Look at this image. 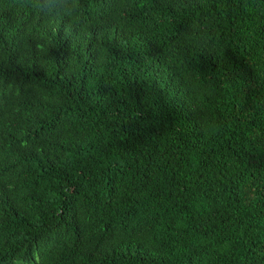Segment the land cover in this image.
Here are the masks:
<instances>
[{
	"label": "trees",
	"instance_id": "16d2710c",
	"mask_svg": "<svg viewBox=\"0 0 264 264\" xmlns=\"http://www.w3.org/2000/svg\"><path fill=\"white\" fill-rule=\"evenodd\" d=\"M0 264H264V0H0Z\"/></svg>",
	"mask_w": 264,
	"mask_h": 264
}]
</instances>
